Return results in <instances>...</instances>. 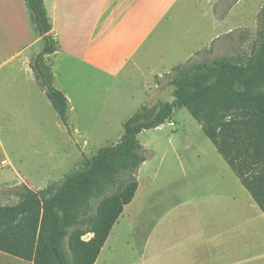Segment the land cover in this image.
I'll return each instance as SVG.
<instances>
[{"label":"rangeland","instance_id":"rangeland-1","mask_svg":"<svg viewBox=\"0 0 264 264\" xmlns=\"http://www.w3.org/2000/svg\"><path fill=\"white\" fill-rule=\"evenodd\" d=\"M3 4L0 8V206L16 204L17 191L23 185L36 192L62 181L100 147L115 144L131 117L137 114L139 120L149 119L160 103L172 102L174 90L169 79L164 77L166 71L154 62L143 72H154L151 80H146L149 81L146 91L149 92V88L153 91V85L159 80L155 89L158 95L149 105L136 111L143 101L141 95L135 93L132 100L127 99L126 87L112 103L105 92L110 86L102 78L90 82L89 88L94 91L86 95L81 88L92 74L87 75L75 64L59 63L52 78L50 61L45 55L44 72L51 85L56 89L61 87L59 91L69 101L67 126H64L39 81L35 75L32 81L27 70L35 55L28 53L39 46L38 52L43 41L25 52V65H18L20 58L5 63L29 42L35 29L30 25L32 29L25 32L24 37L5 49V0ZM217 17L218 37L190 62L223 59L244 65L259 46L264 0H219ZM202 28L201 39L205 43L215 29L211 30L209 23L204 21ZM52 46L56 49L55 44ZM139 80V76L135 77L129 89L138 88L136 81ZM117 89L119 93L120 88ZM170 122L174 125H168ZM137 138L146 157L137 172V182L144 195L142 205L131 223L125 217L119 219L94 264H149L143 253L152 227L157 225L153 237H158L161 224H179L178 215L188 200L190 203L185 206L209 205L210 201L224 206L231 217H228L230 224H238V217L243 216V224H251L249 235L253 244L247 264H264V227L261 225L264 221L258 215L260 211L253 207L250 195L187 109H174L170 120L158 128L141 132ZM97 202L98 199H93L82 207L80 219L92 213ZM89 238V234L82 237L83 240ZM15 260L0 253V264H17Z\"/></svg>","mask_w":264,"mask_h":264},{"label":"trees","instance_id":"trees-1","mask_svg":"<svg viewBox=\"0 0 264 264\" xmlns=\"http://www.w3.org/2000/svg\"><path fill=\"white\" fill-rule=\"evenodd\" d=\"M25 2L43 41L32 69L67 126V98L42 67L43 57L55 51L48 20L39 0ZM190 61L164 76L174 87L172 102L160 103L149 119L131 117L115 144L100 147L62 181L36 192L23 185L16 204L0 206V253L31 264H94L137 190V172L146 161L137 136L170 120L176 108L187 109L201 124L264 215V21L259 46L244 65ZM93 199H98L94 211L80 219V209ZM86 234L90 238L83 240Z\"/></svg>","mask_w":264,"mask_h":264},{"label":"crops","instance_id":"crops-1","mask_svg":"<svg viewBox=\"0 0 264 264\" xmlns=\"http://www.w3.org/2000/svg\"><path fill=\"white\" fill-rule=\"evenodd\" d=\"M218 1L39 0L50 26L48 34L56 45L55 51L46 55V59L49 58L50 61L51 77L54 78L59 63L75 64L87 75L92 74L85 87L81 88L84 94L93 93V88H89L90 82L102 78L110 86L105 88V92L108 94L107 100L110 99L112 103L126 87L127 99L132 100L135 93L141 95L143 101L136 108L137 111L149 105L159 92L155 90L157 83L153 85V91L150 88L149 92L146 91L149 84L146 80L154 72L145 74L143 69L158 62L160 68L166 71L164 74L170 73L174 68L190 61L204 48H208L218 37ZM1 5L4 7L3 0H0V8ZM202 21L208 22L211 30L215 29L205 43L201 39ZM30 25L36 32L32 30L29 42L16 50L5 63L20 58L18 65H25V52L41 41L25 0H5V49L11 43L16 44L21 36L24 37L32 29ZM38 47L32 48L28 55H36L39 52ZM27 70L32 79L35 75L32 66H28ZM19 71L23 70L19 68ZM160 75L163 74L159 73ZM137 76L141 78V81H136L139 86L137 90H130L129 87ZM122 85L125 86L121 88ZM117 87L120 88L119 93ZM143 197L138 183L133 199L124 206L116 223L124 217L131 223L142 205ZM252 202L254 203L253 200ZM187 203L190 200L183 203L178 215L179 224H161L158 237H153L157 225L152 227L145 241V254L143 253L149 264L250 262L253 245L249 235L251 224H243V216L238 217V224H230L231 217L227 215L224 206L211 201L208 202L209 205L198 203L185 206ZM252 205L258 208L255 203ZM258 215L264 221L261 211ZM261 225L264 227V224ZM15 259L17 264H31Z\"/></svg>","mask_w":264,"mask_h":264},{"label":"built area","instance_id":"built-area-1","mask_svg":"<svg viewBox=\"0 0 264 264\" xmlns=\"http://www.w3.org/2000/svg\"><path fill=\"white\" fill-rule=\"evenodd\" d=\"M169 125H173V123L170 122Z\"/></svg>","mask_w":264,"mask_h":264}]
</instances>
